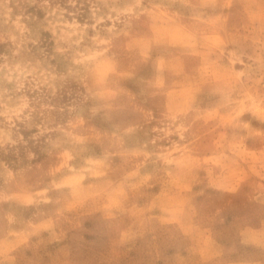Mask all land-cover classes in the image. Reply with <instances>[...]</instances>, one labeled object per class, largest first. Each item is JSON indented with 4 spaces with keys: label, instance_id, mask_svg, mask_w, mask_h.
I'll return each instance as SVG.
<instances>
[{
    "label": "rangeland",
    "instance_id": "obj_1",
    "mask_svg": "<svg viewBox=\"0 0 264 264\" xmlns=\"http://www.w3.org/2000/svg\"><path fill=\"white\" fill-rule=\"evenodd\" d=\"M0 264H264V0H0Z\"/></svg>",
    "mask_w": 264,
    "mask_h": 264
},
{
    "label": "trees",
    "instance_id": "obj_2",
    "mask_svg": "<svg viewBox=\"0 0 264 264\" xmlns=\"http://www.w3.org/2000/svg\"><path fill=\"white\" fill-rule=\"evenodd\" d=\"M62 97H59L58 95L56 96H48V97H46L45 98V100L47 99V102L48 103H53V107L54 108H59L61 105V103H63V97H64V94L63 95H61ZM50 109V108H49ZM50 111V110H49ZM24 133V135H25V131L23 132ZM29 142L31 143V145H32V140H29ZM10 159V158H9Z\"/></svg>",
    "mask_w": 264,
    "mask_h": 264
}]
</instances>
